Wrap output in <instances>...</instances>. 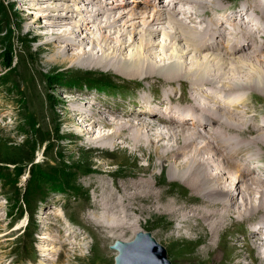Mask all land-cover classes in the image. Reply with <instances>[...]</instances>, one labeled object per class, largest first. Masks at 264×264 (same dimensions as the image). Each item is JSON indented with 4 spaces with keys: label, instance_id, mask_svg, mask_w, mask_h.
Returning <instances> with one entry per match:
<instances>
[{
    "label": "bare ground",
    "instance_id": "obj_1",
    "mask_svg": "<svg viewBox=\"0 0 264 264\" xmlns=\"http://www.w3.org/2000/svg\"><path fill=\"white\" fill-rule=\"evenodd\" d=\"M73 1L76 5L74 8L70 3H73ZM103 1H106L105 5L94 4V0H61L59 1L60 5L54 7L46 5L39 7L48 10V12H43L46 17L44 22L39 25L46 32H39L37 36H46V40L43 42L44 45L60 43L59 47L53 48L52 45L48 49L55 51V58L51 57L50 59L54 62L68 56L70 50H74L79 44H87L91 39L93 44L100 47V54L96 53V56H93L94 53L91 50L83 47L81 52L70 55L71 66L96 60L95 64L100 72L116 76L124 75L128 78L151 79V77L157 75L161 78L165 77L169 81L181 80L194 86L190 87L187 100L185 99L187 103L185 102L179 109L174 108V106H166L164 107L166 111H163L164 113L161 111V114L153 109H148V101L143 97L140 105L141 109L137 115L139 116L137 118L138 122L130 119L131 117L136 119L133 113H125L130 118L122 121L117 112L111 111L107 107L105 109L108 110L109 114L102 112V115L99 116L94 107H87L86 96H78L70 102L72 107H76V109L74 108L76 116L84 117L83 121L89 122L83 124L88 126L90 132L94 130L96 124H102V126L112 125L113 131L111 133L101 134L95 139L98 143L109 142L108 145H105L106 148L121 149L125 148V144H129L131 149L129 152L132 155L142 152V155L150 156L149 153L155 152L161 167L165 166L164 162H169L168 159L170 158L169 175L173 173L177 175L180 172L181 174L179 173L180 175H177L176 178L180 177L179 179H182L180 181L183 182L180 183L191 190V194H189L188 189L185 192L182 190L184 193H188L187 198L184 197L187 200L192 198L194 200L191 205L185 204L177 207L178 198L173 196L174 199H167L168 196H172L169 193L170 190H160L161 188L155 190L157 184L147 180L148 178L140 177L138 180L132 181L130 187L125 184L116 185L115 192L114 188V190L111 189L104 182L101 184V194L94 202L97 208L102 209L101 215L103 216H96L95 220L99 222L102 228L106 225L103 221H108L111 223L110 228L113 232V228L123 229L125 227L130 229L131 224H125L124 220L128 210L133 209L138 214L143 211L147 212V208L144 206L151 205L150 211H148L154 213L157 209L160 210L161 207L163 212L173 214L176 219L177 224L172 235L188 233L191 236L193 232L197 233L204 229L209 230L212 238H210V242L206 241V247L204 248L208 252L211 250L220 252L215 247H219V239L226 232L228 226L248 221L255 227L251 228L252 244H254V251L252 252H255L258 257H263L261 259L263 261L264 244L262 245L258 239H260L264 229V174L253 172V174H250L253 176H247L246 169L250 160L242 158L239 163L236 154L244 148L251 150L254 146L261 148L264 146V125L255 124V121L258 122L259 115H254L256 112L252 114L251 108H249L251 94L254 92L259 94V91H262V95H264V72L260 70L263 65L262 62L264 63V0H247V4L239 11L240 16H234L227 20L220 17V11L229 8L222 3V0H177L176 4L188 5V12L186 10L179 11L180 14L182 13L181 19L186 22L176 17L178 13L175 12L176 5L171 8L168 4L164 5L162 0H155L157 1L155 4L157 5L156 9L153 7L154 11L152 10L153 12L150 14L144 13L146 11L144 9L151 6V4L154 5L150 2L151 0ZM125 5L129 9L120 11L117 14V10ZM200 7L205 10V13L211 14L209 20L206 18L197 20ZM55 10L54 13L49 12ZM113 12H116L117 15L114 16ZM127 14L129 18L135 21L128 23L129 19H125ZM103 15H105V19L102 22L99 18ZM227 22L231 25L229 29L224 28ZM140 24H144L141 29L138 28ZM167 28H170V30ZM58 29L62 31L56 32ZM139 30H146V35L150 37L144 38L143 41V36H138ZM160 31L163 33V37L161 38L162 41L158 43L160 44V50H157L155 48L157 41L154 37ZM144 33L142 35H145ZM90 35L93 36L90 37ZM126 37L128 38L126 39ZM113 42H115L114 45L110 46ZM165 51H169V53H165ZM215 52H218V54ZM243 53L245 55H242ZM257 68L259 71L256 73ZM245 69H248L249 75H238ZM252 71L254 74L250 73ZM178 85L180 86V83ZM207 86L211 89H220L218 91L221 96L217 93L204 92ZM251 88L259 91H254ZM234 92H246L248 96L242 97L239 101H234L235 103L231 104L225 97ZM171 95H173L170 98L171 100L177 98V91L172 90ZM82 97H84V100H82L83 103L85 102L84 104L80 102ZM86 101L95 105L94 100H88L87 98ZM95 106L100 109L104 108L100 105ZM89 108L91 109L89 110ZM115 114L116 116L113 118ZM143 117H147V119H143ZM262 119H264V116ZM153 120H159L166 126L164 129H160L157 123L148 124V121L152 122ZM131 121H135V123L132 124ZM75 126L81 131L85 129L78 123ZM119 138H121L119 142L114 141ZM199 138H203L204 141H200ZM163 139L170 141L171 144L157 145L156 142ZM159 149L165 152L161 154L162 152ZM252 154H256L255 157L258 159L262 157L258 151ZM177 158L182 159L181 164L177 163ZM225 158L227 164L237 168V171L225 165ZM210 171L214 172L210 173ZM225 174L231 176L225 177ZM233 175L237 177L235 180L232 179ZM101 185H97V188H100ZM118 192H121V194ZM233 195L234 199L229 200L231 203L227 202V199L231 196L233 198ZM112 197H116L115 203H112L114 201ZM135 202L138 207L135 208L134 206L133 208L132 203ZM141 204L145 205L140 207ZM233 216L237 218L234 221L231 219ZM113 222L116 224H113ZM137 229L134 230L133 234L138 233L139 230ZM223 238L227 250L230 246L235 248L233 243H228V234L224 235ZM114 239L123 238L117 237ZM243 239L245 238L243 237ZM72 245L76 244L72 243ZM243 245L247 244L244 243ZM245 254L249 259H253V253ZM146 255V250L141 252L134 249L132 256L135 257V261H132L133 259L129 261L134 262L132 264H147V262L150 263V260L154 261L153 259H156L153 256L150 257L149 261H145ZM123 257L122 255L120 259L121 264H125ZM137 259L139 262H137Z\"/></svg>",
    "mask_w": 264,
    "mask_h": 264
},
{
    "label": "rangeland",
    "instance_id": "obj_2",
    "mask_svg": "<svg viewBox=\"0 0 264 264\" xmlns=\"http://www.w3.org/2000/svg\"><path fill=\"white\" fill-rule=\"evenodd\" d=\"M59 1L61 0H0V157L8 156V154L14 152L11 146H14L13 144L17 143L22 145L21 149L19 150L20 153L27 154L30 152V147L24 146L23 141L25 139L29 140L30 142H33L34 139L39 141L33 162L26 164V166L17 167L19 168L18 173L22 172L19 176H14L17 179V184L13 185L10 183L9 186H7L4 184L3 180L0 181V264H57V261L61 264H116L117 257L122 253L120 249L115 248L118 241H135L136 236H138L140 233H143L145 236L147 233L151 234L157 243L166 248L167 262L165 261L164 264H264V260H261L263 257H258L255 255V252H252L254 251V244H252L253 238L248 232V229L250 228L249 226L251 225L248 221L240 222L241 224L238 223V225H241V227H239L237 223L228 226L226 232L222 234L223 236H221L219 239V247H215L216 250L220 252H213L212 250L208 252L204 248L206 247V243L208 241L210 242V238H212L209 230L204 229L205 231L201 230L197 233L190 232L191 236H189L188 233L176 236L172 235L173 229L177 224L176 219L173 214H166L163 212L161 207L160 210L157 209V211L154 213L149 212L151 205L146 206L145 204V206L141 204L140 207L144 206L147 208V212L143 211L136 214L133 209L130 211L128 210L127 214H125L124 220L126 222L125 224H131L132 229L125 227H123V229L113 228V232L110 228L111 223L105 220L103 221L102 219L104 224H106L102 228V226L99 225V222L95 220L96 216H103L101 215L102 209L97 208L94 205V202L95 199L99 198L102 191L101 184L104 182L106 185L108 184V187H111V189L114 188L115 190H113L115 192L116 185L125 184L130 187V183H132V181L134 182L140 177L145 179L148 178L147 180L157 184L155 186V190H159L160 188V190H170L169 193L172 194V196H168L167 199H174L175 197L173 196H176L178 198V202L176 201L177 207L185 204L191 205L194 198L189 200L186 199L188 193L184 192L188 189L189 194H191V190L184 184L180 183L182 182L180 181L182 179H179L180 177L176 178L177 175L181 174L179 171L178 172L180 174L176 172L178 173L177 175L175 173H173L174 175L172 174L173 176L169 175L168 169L169 162L171 161L170 158L168 159L169 162H164L165 166L161 167L155 152L149 153L150 156L142 155V152H137L136 154L132 155V153L129 152L131 151L129 144H125V148L114 149L106 148L105 145H108L109 142H96L95 139L99 135L108 134L113 131L112 125L102 126V124H96L94 130L90 132L88 126L85 125L89 122H86V120L83 121L84 117L76 116V107H72L70 103L72 99H75L78 96H86L85 102L87 107H94L97 115H102V112L109 114L108 110L105 109L107 107L108 109H111V111L117 112V115L122 119V121H125L124 119L130 118V116L128 117L126 114L133 113L134 116H136V119L134 117H131L130 119L138 122L137 118L139 116L137 115L139 114L138 111L141 109L140 105L142 104L144 95L147 96L148 99L147 108L153 109L161 114L163 111H166V108L164 107L174 106V108L179 109L187 100L185 97L186 94H184L182 98H177L174 99V101H171L165 97L166 95L164 91H178L179 87L185 86L188 87L187 93L189 94L190 87L194 86L186 84L181 80L169 81L167 78H161L159 76L160 79L158 80H148L151 84L149 87L152 89L148 87H146V89L145 86H143V88L142 86L131 84L130 91L133 93L135 91V93L134 96L128 99L121 95H107L104 96V98L95 99L92 96H88L89 94L85 90H77L79 88L71 90L70 86H67L65 82L69 81L72 76L75 77L89 75L86 73H94L101 76L102 74L107 73L99 71V68L95 64L96 60L82 62V64L71 66L72 64L70 63V55L75 52H81L83 47L91 50V52L94 53L93 56L96 53H99L100 47L97 44H93L91 39H89L87 44H79L74 48V50H70L68 56H64L56 62L50 60L51 57L55 58L56 54L54 50L50 51L48 49H50L52 45L54 46L53 48H57L60 46V43L44 45L43 42L46 40V36H37V33L39 32H46L41 28V26L39 27V25L44 22V18L46 17L44 13L46 11L48 12V10L39 7H43L45 5L54 7L60 5ZM94 1V4L97 5L106 4V1L103 0ZM154 1H150L154 5L151 4V6L144 9L146 10L144 13L150 14L154 11V9H156L155 7L157 5L155 6V4L157 1ZM228 1L233 0H226V2ZM239 1L240 0H237L235 2H231L230 4L238 5ZM243 2H245V0H241V3ZM70 3L73 8L76 7L74 1L73 3ZM178 5H181V3H178ZM127 9H129V7L126 5L122 6L119 10H117V14L120 13V11H125ZM202 10L203 8L200 7L199 11L203 12ZM87 11L85 12L87 13ZM49 12L54 13L56 10ZM175 12L177 13L178 10H175ZM112 14H114V16L117 15L116 12H113ZM181 14L178 12L176 17L181 19ZM104 16L105 15L101 16L99 20L103 22L105 19ZM128 16L129 15L127 14L125 17V19H129L128 23L135 21ZM143 26L144 24H140V27L138 26V28L141 29ZM167 29L170 30V28ZM61 31L62 30L58 29L56 32ZM142 33L145 35H142ZM146 33V30H139L138 36H143L142 38L144 41V38L150 37L149 35H146ZM162 35L163 33L160 31L159 34L154 37L155 41H157V44H155V48H157V50H160V44L158 43L162 41ZM92 36L93 35H90V37ZM127 38L128 37H126V39ZM114 43L115 42L111 43L110 46L114 45ZM7 45L12 47L13 56L15 58L11 70L6 69L3 59L6 53L5 47ZM183 45L186 46L185 43H183ZM39 48L43 49L40 50ZM165 53H169V51H165ZM215 53L218 54V52ZM242 55L245 54L243 53ZM262 64L263 65L260 67V70L261 72H264V63L262 62ZM258 71L259 70L257 68L255 72L257 73ZM250 73L254 74L253 71ZM243 74L249 75L248 69L243 70V72L238 75ZM120 76L119 78L121 81L124 79L130 81L138 79L136 77L128 78L124 75ZM144 80L146 81V79ZM179 83L180 86L178 85ZM251 89L254 91H259L258 89ZM145 90H152L153 93L155 92L154 94L159 98V101H154L150 93H146ZM218 90L220 89H211L208 86L205 89V91L208 93H217V95L221 96ZM259 92L261 93L262 91ZM257 93L258 92H254L251 94L252 98H249V108H251L252 114L255 112L258 113L259 116H257L260 119L264 116V95H262L263 92L261 95L260 93ZM247 94L248 93L246 92H234L231 95L229 94V96L227 95L225 98H227L229 103H235L234 101H239L240 98L248 96ZM87 98L88 100H94L95 105H100L104 108H97L94 104L87 102ZM82 100H84V97H82L80 101L81 104H84L85 102L83 103ZM183 100L185 101L183 102ZM167 102L169 103L167 104ZM90 109L91 108H89V110ZM114 116H116V114L113 115V118ZM143 119H147V117H143ZM135 121H131V123L134 124ZM263 121H260V123H264ZM77 123L81 124L85 129L83 131L78 129L75 126ZM149 123H157L160 129H164L166 126V124L161 123L159 120H153L152 122L148 121V124ZM255 124L257 125L259 123L255 121ZM201 129L203 128L201 127ZM120 139L121 138L114 141L119 142ZM199 140L202 141L203 138H199ZM156 143L159 146L171 144V142L166 139ZM160 151L162 152L161 154L165 152L164 150ZM255 151L261 153L260 155L262 157L259 158L263 160L264 146L262 148L254 146L253 149L246 151L243 154L244 159H257L255 157L256 154L251 155V153H254ZM181 161L182 159L177 158L178 164H181ZM55 164L58 165V168H64V170L69 173L70 178L74 180L71 185L81 188L75 190L77 193H81L80 197H73L72 195L67 196L64 194H56L49 197L48 193V196L46 195L48 198L47 202L42 204V208L37 212V214L36 210L41 204L40 200L33 203V214L30 212H25L23 219H20V211L16 208H13V206L16 204L17 198L23 195L24 191L28 188L31 179H38L39 169L42 168L43 170L49 171L51 165ZM4 165L6 164L0 162V166ZM11 167L15 168V165H11ZM213 172L214 171H210V173ZM226 176L229 177L231 175L225 174V177ZM236 178V175L232 176V179L235 180ZM187 182L189 181L187 180ZM99 184L101 187L97 188V185ZM105 184L104 186H106ZM176 184H179L178 187ZM118 193L121 194V192ZM46 197L45 200L47 199ZM115 199L116 197H112V200H114L112 203H115ZM232 199H234V195L233 198L232 196L229 197L227 202L231 203L230 201ZM134 206L136 208L138 207V204L136 202L134 204L132 203L133 208ZM34 215H36L35 218L37 217L39 223V230L37 229L38 232L36 231L38 223L36 224L35 220L33 219ZM231 219L234 221L237 218L233 216ZM28 220H30V225L31 220L34 222V225L32 224L31 231L33 233L35 231L37 232V235H35V252L33 253V255L36 257V260L21 259L23 247H25V245L30 246V242H32V239L34 238L33 234L32 236H29L31 231L29 232V235H27V232L26 235L23 234ZM63 221L66 223H69L70 221L71 223L76 224V226L72 227L75 232L69 234L70 236H64L63 234L61 227ZM57 222L61 225L56 224ZM113 224L116 223L113 222ZM139 225L141 226L139 227ZM246 227L248 228L246 229ZM135 229L139 231L138 233L133 234ZM227 234L229 235L228 243H233L235 248L230 246L228 250L226 249L223 237ZM246 236L251 243H246L247 245L244 246L243 244L245 242L243 237L246 238ZM85 237L87 239H84ZM117 237H122L123 239L115 240L114 238ZM71 240L72 243H75L77 246L72 245V243L70 244ZM142 240L144 245L150 244L147 239L144 238ZM240 244L244 247H242ZM262 244H264V241ZM52 245L55 246L53 247ZM46 247L47 249L45 250ZM124 249L126 251L123 258L125 264L134 263L129 261L130 259L135 261V257L132 256V251L134 249L136 251L140 249L134 248L133 246H125ZM203 249L204 251L202 252ZM156 250L159 251V249ZM245 253H253V259H249ZM153 260L156 261L157 259ZM150 262H152V260H150Z\"/></svg>",
    "mask_w": 264,
    "mask_h": 264
},
{
    "label": "trees",
    "instance_id": "obj_3",
    "mask_svg": "<svg viewBox=\"0 0 264 264\" xmlns=\"http://www.w3.org/2000/svg\"><path fill=\"white\" fill-rule=\"evenodd\" d=\"M6 53L4 55V64L6 69L11 70L12 65L15 61V58L13 56V49L11 46L7 45L5 47ZM89 75H82V76H75L71 77V79L67 82V86H82L83 83L86 82L90 86L99 87V88H109L111 87V77L106 74H102L101 76L94 74V73H86ZM110 81V82H109ZM71 84H70V83ZM109 82V83H108ZM70 84V85H68ZM39 144V141L36 139L33 140V142H30L29 140L25 139L23 141L24 146L30 147V152L27 154L20 153L21 144H13L14 146H11L13 148L14 152L8 154V156H2L0 157V162L5 163L6 165L0 166V179L4 181V184L9 186L10 183L13 185L17 184V179L14 177L15 175L19 176L21 173H18L17 167L26 166V164H29L33 162L35 158L36 148ZM12 145V144H11ZM10 165V166H9ZM11 165H15V168H12ZM67 166V165H66ZM17 168V169H16ZM74 180L70 178L69 173H67L64 168H58V165H51L49 168V171L43 170L42 168L39 169L38 172V179H31L28 185V188L24 191L22 196H19L16 200V204L13 206V208H16L19 210L20 216L24 214V212H30L33 214V203L37 202L38 200L44 199L46 195L53 190H68V189H75L77 190L78 187L75 185H71V183ZM41 190V191H40ZM15 200V199H14ZM16 210V211H17ZM32 224L34 225V222L32 221L31 225L27 228V235H29V232L31 231ZM29 236H32V231Z\"/></svg>",
    "mask_w": 264,
    "mask_h": 264
},
{
    "label": "water",
    "instance_id": "obj_4",
    "mask_svg": "<svg viewBox=\"0 0 264 264\" xmlns=\"http://www.w3.org/2000/svg\"><path fill=\"white\" fill-rule=\"evenodd\" d=\"M147 239L150 244L144 245L143 244V240L142 239ZM151 245V246H150ZM125 246H133L134 248L140 249V251H147V255L145 256V261H149L150 257L155 256L156 257V261H152V262H147V264H164L165 261L167 262V250L164 246H162L161 244L157 243L155 241V239L151 236V234L147 233L146 236L143 233H140L135 241L132 242H125V241H118L117 245L115 248H118L122 251L121 255L117 257V263L116 264H121V257L122 255L125 256ZM156 246V248H155ZM156 249H159V251H157ZM124 258V257H123ZM122 258V259H123ZM137 262H139V260L137 259ZM142 264V263H139ZM145 264V263H143Z\"/></svg>",
    "mask_w": 264,
    "mask_h": 264
}]
</instances>
